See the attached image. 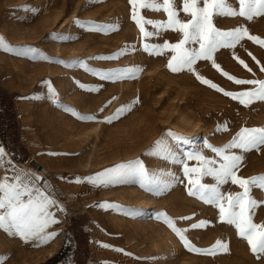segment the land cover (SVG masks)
Masks as SVG:
<instances>
[{
    "label": "rangeland",
    "instance_id": "374dc122",
    "mask_svg": "<svg viewBox=\"0 0 264 264\" xmlns=\"http://www.w3.org/2000/svg\"><path fill=\"white\" fill-rule=\"evenodd\" d=\"M176 2L182 9L183 0ZM25 6L38 10V14L24 11ZM139 14L145 20L167 22L162 9H140ZM179 14L186 19L182 10ZM77 19L116 25L117 30L107 35L90 32L75 26ZM214 24L222 31L237 26L247 28L249 35L264 40V17L251 22L243 18H215ZM145 28L156 31L151 25ZM160 31L159 36L142 37L131 19L128 0H0V37L9 46L35 48L49 61H83L71 66L58 65L0 50V147L4 144L7 149L0 160V181L12 175L8 161L19 170L39 175L41 183L47 181L64 209L63 219L56 217L60 222L48 231L60 234L65 224L69 234L61 249L51 255L59 235L44 246L33 247L0 230V257H7L4 264H37L45 259L56 264H264L251 254L247 242L238 237L233 226L219 222L218 209L187 195L190 185L184 177V166L197 167L198 162L183 155L195 150L219 161L216 153L204 147L205 142L225 149L242 128L264 127V102L245 108L202 85L194 74L172 73L166 66L170 53L157 56L143 50L144 44L151 49L152 45L178 42L174 31ZM50 34H65L74 39L53 41ZM214 59L223 72L235 78L264 80V72L260 71L264 66V47L246 38L235 49H219ZM86 67L97 72L122 68L143 71L135 79L112 82L91 75ZM194 67L196 73L225 91L237 93L251 87L227 80L212 67L211 61H198ZM77 81L100 90H82ZM50 88L55 90L60 104L80 115H95L98 122L79 121L53 104ZM137 100L127 116L112 124L103 123L117 109ZM159 141L180 159L166 158L169 153L155 147ZM225 154L242 156L239 177L264 176V146L248 152L227 149ZM137 160L158 179L172 180L169 188L154 196L138 185L104 188L75 183L77 178L84 181L106 169ZM201 182L215 183L212 177H204ZM221 191L236 194L242 189L229 182L221 186ZM251 196L260 202L253 220L264 223V191L253 188ZM107 203L144 211L130 218L117 210L98 207ZM155 213L164 216L158 221ZM165 217L180 230L188 229L187 239L196 248L210 249L216 247L217 241H224L228 251L213 255L187 251L162 223ZM184 217L189 219L183 220ZM200 221H205L206 227L192 230L191 225ZM103 245L111 247L105 249Z\"/></svg>",
    "mask_w": 264,
    "mask_h": 264
},
{
    "label": "snow or ice",
    "instance_id": "6c2138e0",
    "mask_svg": "<svg viewBox=\"0 0 264 264\" xmlns=\"http://www.w3.org/2000/svg\"><path fill=\"white\" fill-rule=\"evenodd\" d=\"M131 5V19L135 22L142 34V37L148 38L159 36L160 30H172L179 36L177 43L172 44L164 42L162 45H152L151 49L148 44H144L143 50L149 55L162 56L166 52L170 53L167 58V69L172 73L188 72L195 75L197 81L202 85L208 86L225 97H229L237 101L239 105L245 108L257 102H264V80L258 79H239L223 72L219 64L214 59V53L219 49H235L236 46L245 38L248 41L264 47V40L257 36L249 35L248 29L240 26L233 30L222 31L214 24L215 18H243L246 21H253L254 18L264 17V0H183L182 9L177 7L176 0H128ZM235 5V6H234ZM140 9L160 12L161 9L167 14V22H154L151 19L145 20L139 14ZM182 10L186 19L180 17ZM24 11L31 12L33 15L38 14V10L25 6ZM74 25L90 32L101 34H109L117 30L116 25L107 24L100 25L91 22H82L79 19L74 21ZM145 25H151L155 32L146 30ZM51 40L71 41L74 39L65 34H50ZM198 46V47H197ZM0 50L7 53H14L19 57L36 60L38 57L44 61L55 63L58 65L66 64H83V61L76 60L65 62L61 60L49 61L47 56L38 53L35 48L21 47L12 48L0 37ZM117 57H94L96 60H111ZM255 59V57H253ZM211 61L212 67L227 80L233 82L237 86H251L237 93L228 92L220 88L217 84L204 78L195 72V65L198 61ZM249 72L243 60H239ZM85 71L93 76L99 77L101 80L117 82L127 78L135 79L136 74L142 72V68H122L111 72H97L91 68H85ZM264 72V66L260 68ZM254 75V73H253ZM78 87L89 92H99V87H88L84 84L76 82ZM49 98L52 103L60 107L66 113L75 116L77 120L82 122H98L95 115H80L74 109L59 103L55 90L49 89ZM115 99V98H113ZM139 101H133L131 104L122 106L116 112L105 119L103 123L112 124L127 116L135 104ZM111 103V102H109ZM104 111V109H101ZM264 146V127L242 128L236 137L226 145L225 149L213 148L212 145L205 142L204 147L211 149L212 152L220 158L208 159L198 151H190L184 153L188 160H196L197 167L189 168L184 166V177L187 178L188 187L187 195L194 197L205 203L212 205L218 209L219 222L233 226L239 238L244 239L251 251V254L257 261H264V223H255L253 220L259 203L251 196L253 188L264 191V176L252 177L245 179L237 175V170L242 161V156L234 154H225L227 149H241L248 152L252 149L259 151ZM156 149L168 152L166 158L180 159L172 152L163 141L157 142ZM5 156L4 149L0 147V160ZM8 167L12 170V175L5 176L0 181V230H3L11 237H18L22 243L31 244L33 247H41L51 242L58 232H49L48 229L60 221L56 218L55 212L51 209L63 213L64 209L60 207L57 199L53 195L52 187L47 181L41 183L42 178L27 171L19 170L12 166L11 161L7 162ZM204 177H212L214 184L209 185L202 183ZM61 179H65L61 177ZM86 182L93 187L109 188L117 185H138L139 188L147 193L156 195L169 188L172 180L163 181L157 178L155 174H150L144 165L139 161L131 162L127 165H119L114 168L106 169L102 173L95 176L87 177L84 181L77 178L75 183ZM182 182V181H181ZM237 185L242 192L233 194L221 191V186L228 183ZM98 207L105 210H117L126 217H135L143 213L144 210L124 207L116 204H101ZM156 219L159 221L163 213H155ZM188 220V217L182 218ZM179 239L182 246L189 252L204 255L217 254L219 251H228V245L224 241H217L216 247L210 249H199L193 246L187 239L186 232L188 229L180 230L176 224L169 218L165 217L162 221ZM210 225V222H208ZM206 227L205 221L198 224H192L191 229H201ZM105 249L110 248L109 245H103ZM122 252L121 249H112ZM125 255L131 256L129 253ZM7 257H0V264H4Z\"/></svg>",
    "mask_w": 264,
    "mask_h": 264
},
{
    "label": "built area",
    "instance_id": "2783aa9c",
    "mask_svg": "<svg viewBox=\"0 0 264 264\" xmlns=\"http://www.w3.org/2000/svg\"><path fill=\"white\" fill-rule=\"evenodd\" d=\"M55 215L57 218L63 219L62 213L57 211V210H55ZM68 236H69L68 230L64 224L63 227L61 228V231H60V234L58 237V241H57V246L55 247L53 254L57 253L61 249V247L63 246V244H64L65 240L68 238ZM37 264H56V263L53 260L45 259L41 263H37Z\"/></svg>",
    "mask_w": 264,
    "mask_h": 264
},
{
    "label": "bare ground",
    "instance_id": "6f19581e",
    "mask_svg": "<svg viewBox=\"0 0 264 264\" xmlns=\"http://www.w3.org/2000/svg\"><path fill=\"white\" fill-rule=\"evenodd\" d=\"M2 148L4 149V152L5 153H7V149H6V147L4 146V144H2ZM10 157V156H9ZM13 161V160H12ZM54 250V249H53ZM53 253H51V255H52Z\"/></svg>",
    "mask_w": 264,
    "mask_h": 264
},
{
    "label": "trees",
    "instance_id": "16d2710c",
    "mask_svg": "<svg viewBox=\"0 0 264 264\" xmlns=\"http://www.w3.org/2000/svg\"><path fill=\"white\" fill-rule=\"evenodd\" d=\"M3 135V134H2ZM3 137V136H2Z\"/></svg>",
    "mask_w": 264,
    "mask_h": 264
}]
</instances>
